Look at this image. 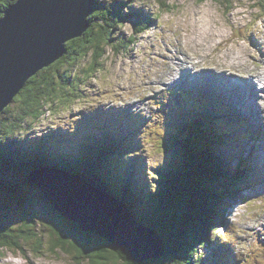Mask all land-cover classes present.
<instances>
[{
    "label": "rangeland",
    "instance_id": "rangeland-1",
    "mask_svg": "<svg viewBox=\"0 0 264 264\" xmlns=\"http://www.w3.org/2000/svg\"><path fill=\"white\" fill-rule=\"evenodd\" d=\"M96 1L102 3L110 2V0H95V3ZM137 1L138 5L136 7L131 5L132 7L129 9L127 6L123 9V13L132 14L136 9H144L145 16L140 21H146L149 18L148 14L152 15L150 17L152 20H154V15H157V19L143 29H136L134 32H137L133 43L129 44L125 40L124 43H120L121 49L116 51L108 47L105 50L106 54L104 57L100 60L98 59V63L101 66L90 68L89 75L80 72L79 76L82 83L78 89L84 93L85 99L73 105L70 104L69 108L55 105L54 109L58 112L46 116L41 122L29 123L27 127L20 130L18 138L13 136L17 130L12 131V133L2 134L0 136V151H4L3 146L8 151H11L12 146L18 143L17 147L22 151L21 157L23 159L31 157L36 161L40 157L41 149L39 152L37 149L30 148V144L33 141L31 139L36 137L38 140L37 146L41 147L42 145L47 148V144L42 140L44 137H49L53 140L52 144H50L52 149L58 152L63 144H67L69 149L71 147L69 152L73 160H82L85 159V156L81 155L79 149L75 146L80 144L83 137L81 136L80 140L73 138L71 134L75 136L79 131H84L85 133L79 134L85 135L87 140L92 138L91 132H99V135H101L103 125L109 131L108 126L110 123H121L123 125L122 121L128 120V117L123 116V110H125L127 114L143 117L141 126H148L146 120H149L148 122L152 123L150 125L154 128L153 136L149 135L150 132L147 133L142 130V133L136 136V143L141 148L139 149L135 146L138 150L129 153L127 157L119 158V155L114 154L111 162L117 163L116 165L120 168L127 167V165L134 167L136 178L144 181L147 185L151 183L153 187L156 181L153 177L150 179L152 170L155 172L164 166L169 169H177L178 167L176 166H179V160L174 152L175 143L173 138L177 135H188L185 134V131L183 134H178V131L173 132L167 129L172 120L170 117L173 115L181 119L191 117L195 113L187 110V108L203 106L204 108H201V110L204 109L203 112L196 114L202 120V123L196 118V124L201 126L198 129H203V125L211 127L209 123L212 121L211 119L209 121V118L207 119V114L205 113L207 111L205 107L208 106V103L202 99L203 95L200 91L196 92V95L193 91H190L195 90L191 79H209L208 72H211L212 75L219 79L216 81L205 80L207 93L215 94L218 83H222L232 89L235 96L240 99L239 103L236 97L234 99L235 109H238L240 114L237 119L234 118L232 120L229 109L224 110V113L229 116L226 115V118L220 121L225 130L226 140L223 137L221 128L217 132L212 129L210 132H214L213 135L206 133L204 139L211 144V150L215 152L218 160L223 162L225 159L221 155L222 150L229 157L230 164L227 169L230 170L231 174H225L229 175L225 181H231L234 185L233 180L236 179L239 189L235 191V194H239L242 199L227 201V199L232 198L226 199L225 197H220L219 194H215L216 200L220 199L223 203L218 204L216 201L215 204L212 201L214 200L213 196H210L209 193H206L207 196L196 193L195 196L198 195L199 199L196 202L193 201L191 206L197 207L199 214L203 210L201 221H204L203 219L205 218H210L213 222L216 218L221 217L223 219L222 225L211 224L210 230L213 232L210 240L212 243L218 240L221 250L225 252L230 248L235 257H233V254H230L229 257L236 261L234 264H264V88L260 87L264 85V81H261L257 76L261 73L264 78V7L259 5L261 2L264 4V0ZM128 4L130 5V3ZM141 6L142 8H140ZM126 21L129 20L127 19ZM132 32L133 28L130 23L125 22L123 26L113 30L111 36L112 41L115 40L113 43L118 45V42L123 41L120 37L128 39ZM160 36L164 37L165 40L163 42H160ZM169 44L171 45L169 46ZM220 45L227 47L220 51ZM182 47L185 52L181 50ZM212 48L213 51L210 50ZM169 57L172 58V63L168 61ZM88 63L84 66L87 67ZM235 63H244V68L235 69ZM86 67L83 69H86ZM203 70L205 72H201ZM232 71L238 75L237 78H226L232 76L230 75ZM175 73L179 78L175 76ZM246 74H248V77H245ZM63 88L66 89L67 87L63 86ZM196 90H199V88L196 87ZM244 108L247 114L243 113ZM107 110L112 113L107 112ZM254 110L256 111L254 112ZM98 118H102L101 123ZM155 125L161 128L158 126L155 128ZM22 126L25 125L22 124ZM56 126L62 131L57 130ZM232 128L234 129L233 131H231ZM133 129L130 127L126 131L130 134ZM108 131L105 130V132ZM121 132H123V129H121ZM247 133L249 134L250 142L244 141L248 136ZM21 138H29V140ZM64 138L65 140L63 141ZM161 138V141L166 143H164L163 148L162 144L158 146V140ZM194 138L203 142V137ZM237 140H239V143H236ZM7 142H11V144ZM130 142L129 136L127 137V143L130 145ZM121 144L122 141L119 146ZM223 145L225 146L224 148L222 147ZM140 150L142 151L139 152ZM229 150H231V153ZM126 151L128 153L129 148ZM259 153L261 156H259ZM240 155H245L246 161L243 164H240L239 158L236 159L234 157H239ZM231 156L234 157V161H231ZM58 158L60 159V157ZM63 158L64 160L68 159L65 154ZM34 160L29 161L33 164ZM48 160L51 159H40L39 164L41 166L36 163L37 165H34L35 169L32 170V173L39 171V178H41L43 174L41 170L50 168L57 173L60 170L68 172L65 176L68 175L77 179L80 177L73 174L80 171L76 166L72 167L70 163L73 164V161L65 163L63 160L64 166H61L63 162H59V160H55L53 163L48 162ZM111 165L112 169L116 170L113 164L104 163L102 167L96 165L99 167L96 170L101 171H97V174L93 173L95 170L92 172L97 178L95 177L90 181L91 186L89 187L104 188L105 191L110 189L112 194L119 199L120 208L124 210L122 212L127 213L125 210L130 209L127 206H123V203L129 204L130 202L127 199L132 196L125 192L128 189L127 183L124 182L123 188L118 187V189L113 183L109 187L104 184V181L98 179V175L104 173L106 168ZM255 165L262 169L259 170ZM231 169L235 173L242 169L245 179H253V176H257V185L252 187L254 191L252 189L244 190L245 187L241 186L242 184L244 185L243 177L240 175L234 177L236 174ZM45 175L50 176V172ZM28 176L29 174L27 173L8 170L4 177H0V264H77L73 260L74 256L64 253L57 245L58 243H55V240L63 238L64 243L60 246L74 251H76V246L51 228L52 224L56 223L52 220L50 221V217L48 221L39 220L37 214L41 217H45V214L41 207H37L35 202L37 199H41L44 191L37 188L36 184L30 183L26 178ZM77 179H74V181H77ZM2 180L6 188L1 186ZM207 182L211 183L213 188L222 187L225 183L222 176L220 178L219 176L215 177V180L212 177V180L208 179ZM237 187L235 185L234 187L229 186L228 189ZM193 193L195 192L193 191ZM190 197L193 199L191 192ZM243 199L246 200V203H244ZM42 201L46 203V200ZM226 205L231 206V208L226 207ZM36 209L42 213L37 212ZM215 209L220 210V212L217 213L215 211L216 215L213 216L212 212ZM147 211L149 213L152 210ZM223 211H226V213ZM107 215L115 220L118 217V211L114 210L113 213L109 212ZM130 215L129 220L136 218L134 222L141 227L143 226V221L136 217L135 211L132 209ZM166 216L168 217V215ZM190 219L192 221L196 220V218L193 219L192 217ZM68 231L73 233L72 229ZM167 231L169 229L166 230V235L162 238L160 236L163 234L153 230L152 233L155 236L158 235L157 238L162 243H160L159 247L155 246L156 248L154 247V250L152 249L153 252H151H157L158 259L162 262L165 259L176 262L178 261L177 255L181 253L183 248L180 249L181 243L177 246L178 240L175 236L173 240L168 239ZM228 231L238 235L235 241L239 243V248H236L235 252L231 245L226 247L225 242L217 238V234L221 239L227 237ZM124 233L127 232L125 231ZM67 236L69 237L70 235ZM188 239L191 242L189 237L186 241ZM4 241L14 242L17 245L5 248L3 246L5 244L1 245ZM195 248L200 253L201 251L204 253H201L202 257L199 262L215 264L214 262L217 259L212 256L213 251L206 255L205 252L207 251L205 248L201 250L199 249L200 246ZM221 250L219 249V251ZM123 255L128 259L126 253ZM227 261L230 263L229 258H227ZM168 263L166 261L164 264ZM82 264H89V262L86 263L84 261Z\"/></svg>",
    "mask_w": 264,
    "mask_h": 264
},
{
    "label": "trees",
    "instance_id": "trees-1",
    "mask_svg": "<svg viewBox=\"0 0 264 264\" xmlns=\"http://www.w3.org/2000/svg\"><path fill=\"white\" fill-rule=\"evenodd\" d=\"M16 1L17 0H0V19L4 16L5 10L8 9L9 6L14 4ZM128 3H130V5L128 6V8L130 9L132 6H136L138 1L110 0V2L107 3L96 1L93 7V12L88 17L89 27L87 28V30L84 31L81 36L65 43L63 55L49 67L39 71L33 77H31L26 82L24 88L20 91V93L14 98L13 102L11 103L13 106L9 105L8 107L4 108V110L0 114V136L2 134L8 132L12 133V131L17 130L15 134L13 133V136L18 138V133L20 132V130L27 127L29 123L35 124L41 122V120L46 118V116L58 112L54 109L55 105L67 106V108H69L71 106L70 104L73 105L74 103L81 102L85 99L84 93L80 89H78L79 85L82 83L79 76L80 72L89 75L90 68L101 66L100 63H98V59L100 60L104 57V55L106 54L105 50L108 47H110L113 51H116L117 49H121L120 43H124L125 40H127L129 44L133 43L135 39V33L137 32L134 31L136 29L140 30L149 26L150 23H154L157 19V16H154V20H151L150 15L148 14L149 18L146 21L142 22L140 21V19L145 16V12L142 9H136L138 10V12L133 17L134 23H132V25L130 24V26H132L133 28L132 34L128 37V39L120 37V39H123V41L118 42V45L113 43L115 41H112L111 37L113 30H115L117 27L123 26L125 22L128 23V21H126L128 19L127 15L123 13V9L126 8V5ZM259 5L261 7H264V4L262 2ZM87 63V67L84 66ZM85 67L86 69H83ZM63 86H66L67 88L64 89ZM198 108H187V110L194 111L193 113H195L194 115H191V117H186L183 119L175 117L174 115L170 117L172 119L169 128L170 131H178V134H183L185 131V134L188 135H177L173 138V141L175 143L174 152L176 153L179 160V166H176L178 167L177 169H169L167 166H164L155 171L157 173L152 170L150 179H152L153 177L156 181L152 189H148L149 186L144 181L136 178V176L134 175V167L127 165V167L120 168L116 165L117 163L111 162L114 153H116V155H119V158H122L123 156L127 157L128 154L134 152V150H138L137 148H135V146H139L136 143V136H138L139 133H142V130L146 132H153L154 130V128L150 124H148V126L146 127L141 126L143 117L134 116L130 113L127 114L125 113V110H123V116L128 117V121H130L129 123H131L133 126L132 129L135 127L130 134L126 131L129 130L130 127L124 128L120 123H110L108 126L109 131L102 126L103 128L101 129V135H99V132H91L92 138L88 140L85 135H82L83 142L76 146V148L79 149L81 155L85 156V159L73 161V164L70 163L72 167L76 166V168L80 170L79 172H82L80 173V175L83 176L89 183L93 178H97V176L93 175V173L97 174V171H101L96 169L102 167V164H113L116 167V170L112 169L111 165L106 168L104 173H100L98 175V179L104 181L108 185H111L113 183L114 185H116V188H123V183L126 182L128 189L125 192L132 196L131 198L127 199L130 203H123V206H127L130 211L131 209L135 211L136 217L140 218V221H143V226L152 228L157 232L159 231L160 234H163L160 237L163 238L164 235H166V230L169 229V231H167V235H169L168 239L173 240V237L175 236V238H177L178 240H176L177 246L181 243L180 249H183L181 250L180 254H176L178 257V261L174 262L172 260L165 259V261L162 262L158 259L150 260L145 264H164L166 261L169 262L168 264H203L199 262V260L204 253L203 251H201V254L195 248L199 246L200 250L203 248L207 250L208 248L210 249V251H213V257L221 259V257H219L221 254L224 264H230L227 261V258H229L230 254L225 252H223L222 254L221 251H219L220 247L218 249L214 247V245L218 244V240L217 242L215 241L213 243L210 240L211 233L213 232L210 230L211 224L220 225L221 222H224L223 219L221 217L216 218L213 222L212 219L205 218L203 219L204 221H201V213L203 212V210L199 214L197 212V207L191 206L193 201L196 202L199 199L198 195L195 196L196 193L204 195H206V193H209L210 196H213L214 200L212 201L215 204L216 201L218 204H223L220 199L216 200L215 194L220 193L224 195L226 199L233 198L231 193L227 192L228 187H234V185L236 186L237 184L236 179L233 180L234 185L231 181H224V187L222 186L223 189H221L222 187L218 186L213 188L211 187V183L207 182L208 179L212 180V177L215 180V177L217 176H219V178L221 176H229L225 174L230 173L227 169L230 164V159L222 150L221 155H223L225 159H222L223 162L218 160L215 152L211 150V144L206 139H204L205 134L209 133L208 129L210 126L203 125V129H198L201 126L196 124L197 122L195 121V119L197 118L200 123H202V120L196 114H201L204 110H201V107L199 108V111L201 113H197L198 111L196 112L195 110H197ZM223 115H227L226 113H224V109ZM98 119L101 123L102 118ZM148 121L149 120H146V122ZM213 123H215V121H213ZM22 124H24L25 126H22ZM209 124L212 125V123ZM137 126H139V129L137 128ZM155 126V128H157L158 125ZM158 127L161 128L160 126ZM220 128L225 139V130L223 129L221 122L219 123L217 129L215 125H213L211 130L215 129V131L217 132V130ZM56 129L62 131L61 129L57 128V126ZM121 129H123V132H121ZM136 129L138 130V132L136 131ZM105 130L108 132H105ZM71 135L73 138H75L73 134ZM129 136L131 140L130 145L129 143H127V137ZM194 137H203V142L196 140ZM21 139L29 140V138ZM31 140H33L31 144L33 145L34 149H37L39 152L41 149L39 159H36V162L34 160L33 164L30 163V159H28V161H26L25 159L14 160L8 154V151L5 150V146H3L4 151H0V177H4V174H6V171L8 170H15L28 174L32 172L33 169H35L34 165L36 163L39 164L40 159H51L48 160V162L52 163L55 160H64L63 156L62 158L58 159L60 149L58 150V152L55 149H52V146L50 144H52L53 140H51L49 137H44V139L42 140L47 144V148L43 147L42 145L41 147H38V140L36 138ZM64 140L65 138L63 139V141ZM161 140L162 138L158 140V146L162 144L163 148L165 142ZM121 141L122 144L121 146H119V143ZM238 141L239 140H237V142ZM7 143L11 144V142ZM63 146H65V144H63ZM222 147L224 148L225 146L223 145ZM127 148H129L128 153L126 151ZM141 151L142 150H140L139 152ZM230 158L234 159L233 156H231ZM39 165L41 166V164ZM96 165H98L99 167H97ZM61 166H64V163ZM231 170L235 173L233 169ZM235 174L236 175L234 177H238V175H240L244 179L243 182H246V179L243 176L242 169H239L238 173ZM1 182V186L3 188H6L3 180ZM193 191L195 193H193ZM190 192L193 199H191L190 197ZM170 202L172 203L170 204ZM35 204L37 205V207H39L37 201L35 202ZM226 207L231 208V206L229 205H226ZM147 210L152 211L148 213ZM36 211L42 213L40 210L36 209ZM215 211H217V213L220 212V210L217 209L213 210V212L211 210L213 216L216 215ZM226 211L223 212L226 213ZM166 215H168V217ZM37 216L39 220L47 219L46 216L41 217L38 214ZM190 217H192L193 219L196 218V220L192 221ZM197 220L199 223L197 222ZM51 228L59 235L64 236L67 233V231L61 226L57 227L52 224ZM228 235L233 237V235H231L229 231ZM188 237L191 239V242L189 239L188 241H186ZM217 238L223 240L218 234ZM59 239H56L55 243H58L57 245H59L60 249H62L64 253L66 252L74 256L73 260H75L77 264H82L84 261H86V263L89 262V264H135L130 262L118 250H116L112 246H107L104 243H87V240L85 242L84 240H82V238L69 237L68 240H70L71 243L76 246V251H74L70 248L61 247L60 245L64 243V240L63 238ZM223 241L226 243V247H229V243H233L232 238ZM208 243L212 247L208 246ZM1 245L5 246L6 248L14 247L17 244H15L14 242L10 243L8 241H4V243H2ZM73 251L75 252V255ZM120 259L123 261H121ZM109 261H111L112 263Z\"/></svg>",
    "mask_w": 264,
    "mask_h": 264
},
{
    "label": "water",
    "instance_id": "water-1",
    "mask_svg": "<svg viewBox=\"0 0 264 264\" xmlns=\"http://www.w3.org/2000/svg\"><path fill=\"white\" fill-rule=\"evenodd\" d=\"M94 5L95 0H17L5 10L0 19V114L31 77L63 55L65 43L88 28ZM41 171V178L32 172L26 178L44 191L37 204L47 221L50 217L54 226L64 228L69 237L115 247L132 263L158 259L152 249L162 242L153 229L134 225L135 220H129L130 213L122 212L119 199L112 193L66 182L63 178L68 172L64 170ZM47 172L50 176L45 175ZM73 174L81 176L79 172ZM77 200L81 204L77 205ZM114 210L118 211L115 220L107 215ZM67 235L63 237L68 240Z\"/></svg>",
    "mask_w": 264,
    "mask_h": 264
},
{
    "label": "bare ground",
    "instance_id": "bare-ground-1",
    "mask_svg": "<svg viewBox=\"0 0 264 264\" xmlns=\"http://www.w3.org/2000/svg\"><path fill=\"white\" fill-rule=\"evenodd\" d=\"M89 27V26H88ZM87 30V29H86ZM85 30V31H86ZM181 50L183 51V52H185V50H184V48L182 47L181 48ZM234 68L235 69H243L244 68V63H235V65H234ZM251 74H253V72H251ZM208 76H209V79H204V78H194V79H191L192 80V83L194 84V87H195V90H196V87L197 88H199V90H196V92H198V91H200V93L204 96L203 97V100L205 101V102H207L208 103V99L210 98L209 97V95H208V93H207V85H206V83H205V80L206 81H211V80H213V81H216V80H218L219 78H217L215 75H212V73L211 72H208ZM259 78H260V80L261 81H264V78L262 77V75H261V73H260V75H257ZM260 85V84H259ZM261 88H264V85H261L260 86ZM178 92V91H177ZM237 98V97H236ZM237 100H238V103L240 102V99H238L237 98ZM228 110V109H227ZM226 111V110H225ZM230 111V110H229ZM256 110H254V112H255ZM253 112V113H254ZM109 113H112V112H109ZM235 113V112H234ZM234 113H230V114H234ZM243 113H246L245 112V108H244V111H243ZM252 113V114H253ZM247 114V113H246ZM251 114V115H252ZM133 115V114H132ZM250 115V116H251ZM123 122V121H122ZM130 121H128V120H126V121H124L123 123H124V125H122L124 128H127V127H133L132 126V124L131 123H129ZM147 124H152V123H148V122H146ZM121 124V123H120ZM103 127H105V125H103ZM102 127V128H103ZM136 131L138 132V130L136 129ZM148 133V132H147ZM248 134V133H247ZM145 135V134H144ZM149 135L150 136H153V134H152V132H150L149 133ZM253 139V138H252ZM250 140V138H249V134H248V136L246 137V139H244V141H249ZM254 140V139H253ZM250 142V141H249ZM137 148H141V146L140 147H138L137 146ZM257 151V150H256ZM259 156H261V154L259 153ZM254 164H255V161H254ZM257 168H258V166L257 165H255ZM259 170H261L262 168H258ZM257 169V170H258ZM38 172L39 171H35V172H33V174L35 175V177L36 178H39V174H38ZM251 173H253V172H251ZM256 177L257 176H253L252 178L253 179H256ZM74 179H77V178H74V177H71V176H68V175H66L64 178H63V180L64 181H69V182H71V183H75V184H77V185H79V184H81V185H87V186H91V184L82 176H80L78 179H77V181H74ZM101 182V181H100ZM102 183V182H101ZM103 184V183H102ZM104 184H106L105 182H104ZM108 185V184H107ZM109 187L111 186V185H108ZM148 189H152L153 187L151 186V183H149L148 184ZM77 187H82V186H77ZM232 190V191H231ZM237 190V188H234V189H228V191H229V193H231V195H232V199H227V201H235V200H240V199H242L241 197H240V195L238 194H235V191ZM108 192H110V193H112V191L110 190V189H108ZM219 194V196L220 197H225L224 195H222V194H220V193H218ZM241 195H243V194H241ZM240 197V198H239ZM243 201H244V199H243ZM76 203H77V205H79V204H81L80 203V201H76ZM85 210H87V209H85ZM124 211V210H123ZM127 213L126 214H131V211L130 210H127L126 211ZM133 220H135V218H133ZM94 223V222H93ZM134 225H137V223H135V222H132ZM132 224V225H133ZM222 225V224H221ZM144 227V226H143ZM127 233H125V234H128V231H126ZM234 232V231H233ZM230 234L231 235H233V237H231V236H229V235H227V237H224L223 238V240H229V239H233V238H236V237H238V235H234V233H231L230 232ZM158 236V235H157ZM123 239V241H126V239L123 237L122 238ZM229 243V242H228ZM220 244V243H219ZM219 244H216V246H214V247H216L217 249L220 247V245ZM229 245H231V247H232V249L234 250V252L236 251V245L234 244V243H229ZM209 246V245H208ZM115 248V247H114ZM156 248V247H155ZM116 249V248H115ZM220 249H221V247H220ZM230 249V248H229ZM154 250V249H153ZM209 250H208V252H205L206 253V255H208L209 254ZM163 253V252H162ZM232 254H233V252H232ZM233 257H235L234 256V254H233ZM232 258V257H231ZM217 259V261H215L214 263L215 264H224V262L222 261L223 259H219V258H216ZM153 260V259H152ZM233 261H234V259H233ZM211 262H213V261H211Z\"/></svg>",
    "mask_w": 264,
    "mask_h": 264
}]
</instances>
